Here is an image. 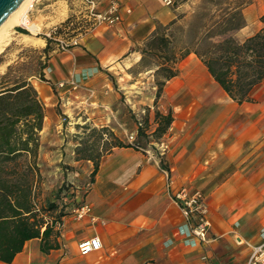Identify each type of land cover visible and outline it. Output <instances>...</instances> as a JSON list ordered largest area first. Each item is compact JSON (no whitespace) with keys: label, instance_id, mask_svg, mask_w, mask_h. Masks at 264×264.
<instances>
[{"label":"crops","instance_id":"0c3cea01","mask_svg":"<svg viewBox=\"0 0 264 264\" xmlns=\"http://www.w3.org/2000/svg\"><path fill=\"white\" fill-rule=\"evenodd\" d=\"M92 1L104 12L112 0ZM114 1L119 23L98 24L68 50L48 53L44 80H28L44 108L36 134L42 178L32 185L36 208L46 199L58 202L52 194L62 184L59 179L54 185L50 180L45 191L46 174L58 177L59 167L46 168L48 156L61 158L67 153L71 172L63 179L78 184L65 204L66 215L55 225L56 241L30 239L8 264H244L250 247L260 244L264 228V81L252 92L251 102L238 104L190 54L178 63V75L165 83L154 105L155 94L141 98L139 88L123 74L128 77L141 59L143 42L157 26L172 21L180 5L166 6L164 0ZM79 4L86 9L84 2ZM252 5L246 14L242 11L245 27L235 33L240 40L260 29L245 32L257 14L264 15V0ZM106 72L115 77L114 84ZM69 82L77 88L71 90ZM60 83L67 85L59 88ZM123 108L131 112L122 115ZM140 110L146 112L144 134L149 140L157 127L155 111L171 113L167 132L154 140L162 151L115 148L100 159L91 177L93 164L76 160L79 144L63 143L68 137L80 141L71 131L77 133L83 125L107 128L123 143L129 137L138 140ZM182 190L186 196L195 192L203 196L210 225L205 242L189 234L174 201ZM80 203L92 211L76 220L70 209ZM94 236L101 248L81 256L78 244ZM46 241H54L56 247L46 248Z\"/></svg>","mask_w":264,"mask_h":264},{"label":"trees","instance_id":"16d2710c","mask_svg":"<svg viewBox=\"0 0 264 264\" xmlns=\"http://www.w3.org/2000/svg\"><path fill=\"white\" fill-rule=\"evenodd\" d=\"M250 3V0H199L188 17L179 15L167 25L156 27L139 48L142 60L149 59L156 67L154 105L165 83L178 75V63L190 54L196 56L232 101L251 102L252 92L264 81V15L259 19L262 27L255 34L244 40L235 36L245 27L242 11ZM39 79L44 80L42 70ZM43 117L44 108L28 80L0 84V262L3 263H10L30 239L55 240L59 235L55 225L66 215L62 200L66 196L72 198L70 188L63 182L52 194L57 203L46 199L44 206L36 208L32 185L42 180L36 161V134ZM154 120L157 127L152 136L159 139L170 127L172 116L170 112L163 115L155 111ZM136 123V137L145 138L147 122ZM89 127L81 128L89 129L96 140L79 143L75 157L93 164L91 177L100 159L113 149H141L125 145L107 128ZM99 143V151L94 152L93 147ZM46 242V248L56 247L54 241Z\"/></svg>","mask_w":264,"mask_h":264},{"label":"rangeland","instance_id":"374dc122","mask_svg":"<svg viewBox=\"0 0 264 264\" xmlns=\"http://www.w3.org/2000/svg\"><path fill=\"white\" fill-rule=\"evenodd\" d=\"M79 1L80 0L34 1L33 8L27 13V26L15 27L10 33V37L6 43V46H4L0 52V84L4 82L12 84L15 82H20L21 80H29L32 78L39 79V73L46 65L48 53H51L52 51L64 52L68 50L78 38L89 33L96 25L100 24L98 23V19L95 16L88 14L86 9H84L85 7L79 4ZM250 1L251 3L243 10L244 14L253 8L252 4H254V0ZM182 3L181 0H176L175 2H172V5H170L171 7H175L177 4L180 5V8H178V10L175 12V17L179 15H186V17H188L196 5H198L199 0H185ZM109 4L107 5L106 11L109 7ZM106 11L102 12L95 6L92 14H103ZM259 19L260 17L257 14V16L253 18L252 22H249L248 29L245 30V32L250 33L256 31L258 28H261L262 24L260 23ZM31 25L37 26L38 29L35 31L30 30L29 27ZM22 35L36 38L38 39V42L36 44L22 45L16 41V38ZM45 39L48 40V43ZM240 39L241 38L238 40ZM46 48L48 49L47 53H45ZM155 69V65L149 59L142 60L141 56L140 61L134 67L129 69L128 77L123 74V78L129 83H132V85L135 87L139 88V93L137 95H139L141 98L145 96L148 97L150 92L156 94L157 88L155 86L154 77ZM106 75L107 78L114 84L115 77L109 75L107 72ZM120 82L122 83V81ZM127 108H123L124 113H122V115H128L129 112H131ZM136 115L138 116V121L143 122L146 112L140 110ZM89 128L98 129L100 127ZM71 132L74 136L79 137L80 141L77 140L78 138L75 139L74 137H68L64 139V145H66V143H93L96 140L95 134H93L94 136L91 135L92 133L89 131V129L79 130L78 128L76 129L77 133H74V130ZM155 139V137H152L150 140L141 137L140 139L135 140L129 137L128 139L124 140V143L136 145L140 148L146 147L147 149L152 148L153 150L159 149L162 151L163 148L156 144L154 141ZM149 141L152 144L148 147L146 145ZM100 144L101 143H99L98 146L93 147L94 152L99 151ZM71 146H68V148H71ZM60 154H62V152H58V155ZM64 154L61 156V158L60 156H55L53 158L48 156V161L45 163L46 168L51 171V168L53 169L56 167L55 169H57L58 164L59 167L57 170H55V172H58V177L56 176V173L55 176L52 173H50V175L46 174V178L49 180L45 182V191L47 190L46 186H50L51 184L50 180L53 181L51 185H54L57 183V179H59L62 183L64 182L66 188H71L72 191H75L74 187L78 183L70 184L71 181L66 182L63 179L66 174L71 172V168L69 167L70 163H68L66 160L67 158H64L66 157ZM58 160L60 161L58 162ZM78 181H81L80 176L78 177ZM61 185L62 184H60V186ZM71 189L69 190V193Z\"/></svg>","mask_w":264,"mask_h":264},{"label":"built area","instance_id":"2783aa9c","mask_svg":"<svg viewBox=\"0 0 264 264\" xmlns=\"http://www.w3.org/2000/svg\"><path fill=\"white\" fill-rule=\"evenodd\" d=\"M81 1L85 3L86 11L88 12V14L91 16H95L98 19V23L111 26L120 22V17L118 14L119 6L116 1L112 0L107 11L103 14L98 15L92 14L95 8L94 1ZM164 4L166 6H170L172 5V2L170 0H164ZM68 84L71 90H75L77 88V84H75L74 82H69ZM66 85L67 84L65 83H60L58 87L63 88ZM130 138L132 139V137ZM71 194L70 195L73 197V193ZM70 199H72L70 198V196H66L62 200V203L64 202L63 205L67 204ZM174 201L178 204L182 215L186 220L189 234L197 238L200 242H205L206 234L210 225L207 219V208L203 196L199 192H195L190 196H186L184 191L182 190L174 196ZM91 211L92 208L86 203L74 205L70 209L71 214L76 220H81L85 217L90 216ZM57 226H59V224H57ZM259 237L260 244L250 247L249 256L244 264H264V228L260 230ZM100 248L101 243L97 236L85 239L78 244V252L81 256H86L94 251H98Z\"/></svg>","mask_w":264,"mask_h":264},{"label":"bare ground","instance_id":"6f19581e","mask_svg":"<svg viewBox=\"0 0 264 264\" xmlns=\"http://www.w3.org/2000/svg\"><path fill=\"white\" fill-rule=\"evenodd\" d=\"M35 0H23L21 4L17 7L14 13L9 17L7 22L0 27V52L10 37V33L13 31L15 27L24 26L26 27L28 24L27 13L33 8V3ZM30 30L35 31L38 29L37 26L31 25L29 27ZM16 41L22 45H30L36 44L38 39L28 37L25 35L18 36Z\"/></svg>","mask_w":264,"mask_h":264},{"label":"water","instance_id":"95a60500","mask_svg":"<svg viewBox=\"0 0 264 264\" xmlns=\"http://www.w3.org/2000/svg\"><path fill=\"white\" fill-rule=\"evenodd\" d=\"M22 1L23 0H0V27L7 22Z\"/></svg>","mask_w":264,"mask_h":264}]
</instances>
